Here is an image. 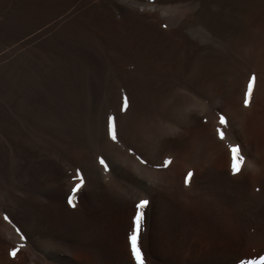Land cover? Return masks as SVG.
<instances>
[{"label": "rangeland", "instance_id": "1", "mask_svg": "<svg viewBox=\"0 0 264 264\" xmlns=\"http://www.w3.org/2000/svg\"><path fill=\"white\" fill-rule=\"evenodd\" d=\"M157 6L166 10L158 11ZM62 18L59 27L75 30L99 45L121 74L120 102L127 98L128 106L135 103L152 111L164 88L180 97L197 94L196 98L208 89L224 100L223 108L217 107L215 123L208 124L206 116L199 115V123H191L194 126H189L180 145L163 142L160 162L150 165L146 155L137 157L140 162L135 159L142 166H162L168 171L166 183L151 195L146 236L144 216L140 224L138 246L144 264H240L264 255V147L250 138L258 169L241 172L242 162L237 174L225 176L230 155L222 158L203 137L207 131L214 137V131L222 127L229 132L232 117L243 129L247 108H255L264 118V81L257 62L264 49V0H0V21L38 28ZM253 74V96L245 107ZM221 115L225 125L219 122ZM108 117L106 134L112 139ZM217 140L228 149V141ZM94 151L95 169L109 181L114 160L100 148ZM240 155L245 157L241 150ZM69 157L74 162L73 186L83 180L74 195L75 207L63 194L49 199L46 206L49 226L63 229L74 239L66 243L70 264L136 263L128 237L136 205L149 198L131 200L102 187H85L87 175L78 164L86 162L84 152L72 147ZM165 161H169L167 166ZM129 170L138 179L136 189L141 194L147 195L145 190L156 185L146 171L132 166ZM189 172L193 175L185 184ZM120 185L128 187V182L120 179ZM2 208L0 202V264H65L61 256L48 261L44 248H50L48 242L28 235Z\"/></svg>", "mask_w": 264, "mask_h": 264}, {"label": "bare ground", "instance_id": "2", "mask_svg": "<svg viewBox=\"0 0 264 264\" xmlns=\"http://www.w3.org/2000/svg\"><path fill=\"white\" fill-rule=\"evenodd\" d=\"M163 7L157 6L158 11L166 10ZM63 19L38 28L0 21V202L28 235L48 242L50 250L44 247L48 261L61 256L63 263L70 264L66 243L74 239L63 229L49 226L46 206L49 199L59 194L69 197L80 190L72 193L74 162L69 157L70 148H80L85 154L86 162L78 163L87 175L85 187H102L131 200L149 198L142 210L146 236L153 207L151 195L161 183H166L168 171L162 166H142L137 157L146 155L150 165L160 162L163 142L180 145L199 115L206 116L208 124L215 123L217 107L223 108L224 100L208 89L196 98L197 94L180 97L163 87L152 111L135 103L125 108L118 89L121 74L116 73L99 45L75 30L59 27ZM258 56L264 81V49ZM247 111L245 133L233 117L229 132L218 127L223 139L218 131H214V137L203 132L211 149L222 158L225 153L230 155L224 166L225 176L233 174L230 146H239L245 156L241 172L258 169L249 141L253 139L254 144L264 147V118L255 108ZM106 116L113 118L116 141L107 137ZM246 137L251 139L247 141ZM217 139L228 141V149ZM97 148L114 160L109 181L103 180L95 169L92 153ZM131 166L146 171L155 180L156 185L145 190L147 195L136 189L139 183L129 170ZM120 179L127 181L128 187L122 188Z\"/></svg>", "mask_w": 264, "mask_h": 264}, {"label": "snow or ice", "instance_id": "3", "mask_svg": "<svg viewBox=\"0 0 264 264\" xmlns=\"http://www.w3.org/2000/svg\"><path fill=\"white\" fill-rule=\"evenodd\" d=\"M255 82H256V76L253 74L248 80V87H247V91H246L245 97H244L245 107L250 105V102H251V99L253 96V88H254ZM125 108H127V98H125ZM219 122L221 125H225L227 123L224 115H221L219 117ZM217 131L219 132L221 139H223V132L220 131L219 129ZM109 134L111 135L113 140H115L117 138L116 137V129H115V126L113 124V118H111V117H109ZM230 148H231V151L233 153V157H232L233 162H232L231 167H232L233 175H235L240 171V164H242L244 158H243V156L240 155L239 146H230ZM100 162H101V164L104 163L103 160H101ZM168 163H169V161H165V166H167ZM79 175H80L79 170H77V176H79ZM192 175L193 174L191 172L188 173V176L185 178V184H188L190 182ZM82 184H83V180L81 179V183L77 184L75 186V188L72 189V193L74 194L75 192H77L78 189L82 186ZM73 201H74V196L70 195L68 197V204L72 207H75V204L73 203ZM148 203H149V201H147V200H141L136 205L137 214L133 218L134 219V228H133V231L131 232L130 236L128 237L130 244H131L132 256L135 259L136 264H144L143 255H142L140 247L138 246V238H139V234H140V224H141V221L143 219L142 210ZM4 219L7 220L8 217H4ZM21 238L23 239V237H21ZM11 255L14 257L16 255V250H13L11 252ZM240 264H264V255L259 256L258 259L241 260Z\"/></svg>", "mask_w": 264, "mask_h": 264}]
</instances>
